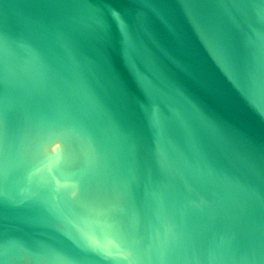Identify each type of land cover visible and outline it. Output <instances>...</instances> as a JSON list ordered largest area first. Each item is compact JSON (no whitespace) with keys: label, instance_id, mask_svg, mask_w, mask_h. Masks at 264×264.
Listing matches in <instances>:
<instances>
[{"label":"water","instance_id":"obj_1","mask_svg":"<svg viewBox=\"0 0 264 264\" xmlns=\"http://www.w3.org/2000/svg\"><path fill=\"white\" fill-rule=\"evenodd\" d=\"M233 14L227 0H0V133L36 136L47 113L78 155L97 137L139 264H264V85L232 55L252 35ZM0 233L77 246L20 218Z\"/></svg>","mask_w":264,"mask_h":264},{"label":"bare ground","instance_id":"obj_2","mask_svg":"<svg viewBox=\"0 0 264 264\" xmlns=\"http://www.w3.org/2000/svg\"><path fill=\"white\" fill-rule=\"evenodd\" d=\"M227 1L233 7L230 22L237 24L235 30L252 31L251 36L243 32L251 54L233 50L232 55L264 85V0ZM254 13L259 22L248 27ZM7 109L0 102V122L9 127L12 123L2 121ZM41 115L44 119L28 153L20 146L27 135L12 133L0 140V201L11 207L0 209V217L35 222L84 250L0 233V264H139L125 194L99 139L88 134L83 151L91 146L98 152L78 155L62 131L59 122L64 121ZM24 125V130L30 129ZM70 127L77 130L71 131L77 138L80 129ZM72 191L77 192L74 198Z\"/></svg>","mask_w":264,"mask_h":264},{"label":"rangeland","instance_id":"obj_3","mask_svg":"<svg viewBox=\"0 0 264 264\" xmlns=\"http://www.w3.org/2000/svg\"><path fill=\"white\" fill-rule=\"evenodd\" d=\"M0 126H2V125H0ZM27 126H24V129L26 128ZM28 131V130H27ZM26 131V132H27ZM25 132V133H26ZM71 132V131H70ZM70 132L69 131H67V134H69L70 135ZM72 134H73V132H71ZM27 135H28V133H27ZM74 135V134H73ZM35 137V134L34 133H32L30 136L28 135L26 138H30V139H26L25 138V140L27 141H25L24 140V142H23V144H22V146H21V148H22V151L23 152H25V154L26 153H28V151H29V149L32 147V145H33V138ZM75 136V135H74ZM5 136H4V133L3 132H1L0 133V140L1 141H5L4 138ZM72 137V136H71ZM76 137V136H75ZM8 138H10V136L8 135ZM36 138V137H35ZM70 138V137H69ZM73 140H75L74 142L75 143H77V141H76V139H74V137L72 138ZM7 140V139H6ZM78 144V143H77ZM79 145V144H78ZM78 145H77V147H78Z\"/></svg>","mask_w":264,"mask_h":264},{"label":"snow or ice","instance_id":"obj_4","mask_svg":"<svg viewBox=\"0 0 264 264\" xmlns=\"http://www.w3.org/2000/svg\"><path fill=\"white\" fill-rule=\"evenodd\" d=\"M71 195H72V197L74 198V197L77 195V192H76V191H72V192H71Z\"/></svg>","mask_w":264,"mask_h":264}]
</instances>
